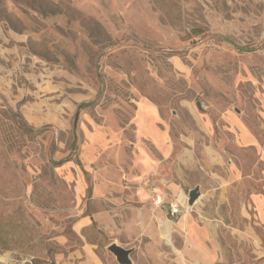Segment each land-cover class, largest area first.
<instances>
[{
    "label": "rangeland",
    "instance_id": "374dc122",
    "mask_svg": "<svg viewBox=\"0 0 264 264\" xmlns=\"http://www.w3.org/2000/svg\"><path fill=\"white\" fill-rule=\"evenodd\" d=\"M0 10L4 264H264V0Z\"/></svg>",
    "mask_w": 264,
    "mask_h": 264
},
{
    "label": "water",
    "instance_id": "95a60500",
    "mask_svg": "<svg viewBox=\"0 0 264 264\" xmlns=\"http://www.w3.org/2000/svg\"><path fill=\"white\" fill-rule=\"evenodd\" d=\"M77 120V115L75 117L74 123ZM199 189L195 187L193 190L189 191L188 193V206H192L198 199H199ZM108 251L115 257L116 261L119 264H132L130 260V254L132 253L131 249H124L116 244L112 243L108 246Z\"/></svg>",
    "mask_w": 264,
    "mask_h": 264
},
{
    "label": "trees",
    "instance_id": "16d2710c",
    "mask_svg": "<svg viewBox=\"0 0 264 264\" xmlns=\"http://www.w3.org/2000/svg\"><path fill=\"white\" fill-rule=\"evenodd\" d=\"M93 104H94L93 101L88 102V103H83V104L79 105V108H87V107L92 106ZM15 116H16V119L17 120H20L21 121V126L23 128H25L27 131H29L28 133L32 134V133H35L36 132L32 128H29L28 125L25 122L22 121V117L20 116V114H15ZM75 149H76V141L74 139L72 141V144H71V152L70 153H74ZM69 157H70V154L67 156V159H69Z\"/></svg>",
    "mask_w": 264,
    "mask_h": 264
},
{
    "label": "built area",
    "instance_id": "2783aa9c",
    "mask_svg": "<svg viewBox=\"0 0 264 264\" xmlns=\"http://www.w3.org/2000/svg\"><path fill=\"white\" fill-rule=\"evenodd\" d=\"M177 208H176V205L175 206H172V208H171V214L173 215V214H175V213H177Z\"/></svg>",
    "mask_w": 264,
    "mask_h": 264
},
{
    "label": "bare ground",
    "instance_id": "6f19581e",
    "mask_svg": "<svg viewBox=\"0 0 264 264\" xmlns=\"http://www.w3.org/2000/svg\"><path fill=\"white\" fill-rule=\"evenodd\" d=\"M5 262L2 260V259H0V264H4Z\"/></svg>",
    "mask_w": 264,
    "mask_h": 264
}]
</instances>
